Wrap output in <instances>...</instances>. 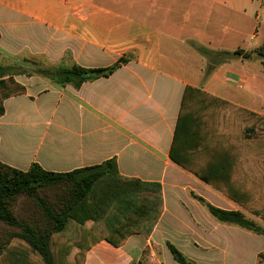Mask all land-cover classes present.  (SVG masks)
<instances>
[{"label": "crops", "instance_id": "1", "mask_svg": "<svg viewBox=\"0 0 264 264\" xmlns=\"http://www.w3.org/2000/svg\"><path fill=\"white\" fill-rule=\"evenodd\" d=\"M263 42L264 0H0V66L27 67L37 63L29 57L47 56L42 66L102 68L127 59L78 87L10 69L6 76L24 90L2 101L0 162L68 172L114 158L119 174L162 188L163 208L148 237L132 233L119 246L90 235L84 245L64 237L56 257L179 264L171 244L195 264H264V233L217 219L199 200L239 210L264 228L225 191L238 170L251 187L252 146L244 141L241 150L242 141L220 130L231 122L229 108L264 116V60L255 71L245 64L253 57L213 65L193 45L251 52ZM182 111L193 122L176 134ZM221 150L229 183L214 166Z\"/></svg>", "mask_w": 264, "mask_h": 264}, {"label": "trees", "instance_id": "2", "mask_svg": "<svg viewBox=\"0 0 264 264\" xmlns=\"http://www.w3.org/2000/svg\"><path fill=\"white\" fill-rule=\"evenodd\" d=\"M193 45L201 54L212 57L210 62L213 65L238 57L264 58V42L251 52H243L240 49L214 51L196 43ZM126 61L125 57H120L113 64L102 68H84L78 65L42 66L34 63L35 67L32 71L27 70L26 67H21L17 71H25L28 75H40L59 84L72 83L78 87L86 79L109 75ZM262 63L264 65V61ZM10 69L12 67L0 66V115L3 113V99L24 90L23 85L11 75L6 76L12 74L9 72ZM185 97L186 93L184 99ZM191 122H193L191 114L182 111L176 125V134ZM171 156L176 163L187 167L177 161L173 154ZM217 159L214 164L215 169L221 168V181L229 183L231 180L228 176L225 177L223 170L228 166L224 151L221 150ZM232 165L231 161L229 167L232 168ZM239 167L237 164L238 169ZM194 172L199 175L198 171ZM201 178L206 182L213 181L209 178ZM229 185L225 191L230 193L226 196L248 206L247 200L253 198L252 194L232 182ZM41 188L55 189L54 199L49 200L51 203L39 195ZM20 195L33 201L36 210L34 218L24 219L14 212L13 202ZM199 200L217 219L264 233V228L241 211L219 208L202 198ZM162 208L161 184L157 181H145L119 174L114 158L68 172L48 171L36 163H32L27 170H20L0 162V222L11 229L6 233L7 237L0 240V256L6 250L9 240L17 238L22 240L32 252L38 254L43 264H58L51 245L52 236L58 232H65L69 239L78 245L86 244L87 235H90L93 240L104 239L114 246H119L132 233L148 237ZM87 221H91V224L85 228L84 224ZM168 246L179 264H195L173 245L168 244Z\"/></svg>", "mask_w": 264, "mask_h": 264}, {"label": "rangeland", "instance_id": "3", "mask_svg": "<svg viewBox=\"0 0 264 264\" xmlns=\"http://www.w3.org/2000/svg\"><path fill=\"white\" fill-rule=\"evenodd\" d=\"M29 60H37L36 62L39 65H41L40 63L43 62H45L46 64L49 63V58L47 56H45L44 59L29 57ZM260 60H264V58L262 59L256 56L251 60H246V67L254 71L263 70ZM34 67L35 65H31L29 63L26 69L32 71ZM18 69L21 68L13 66L12 70L10 71H17ZM242 92H244V90H242L241 93ZM225 118L230 119L232 123L228 122V120L224 121L222 126L220 127L221 132H226L228 130L230 131L229 135L231 138L242 141L243 145L241 146V150H244V141L246 142L247 146L251 144L252 152L254 154V174L251 187H248V182L246 185L245 177L240 176L243 175V173L238 170L236 185L240 187V189L243 188L242 190H245V192H250L253 197L252 199L247 200L249 204L248 206H244L242 204L240 205L242 207H248L249 211H252L256 217H259L260 220L264 221V116L259 117L255 114L251 115L249 113H246V111L242 112L239 109L232 110L231 108H229L226 111ZM246 127H252V130H245ZM249 141L251 143H249ZM246 186L248 189H246ZM39 195L43 197L45 201L49 202V200L54 199L53 196L55 195V189L41 188L39 190ZM13 210L18 217L24 219L34 218L36 213L33 201L24 195H20L15 199V201L13 202ZM250 219L254 220L260 225H263V222H259L255 218ZM9 230L11 229L8 225L0 222V240H4L7 237L6 233H8ZM59 235H56V233L53 235L55 236L53 238L55 243L53 242V244H51L53 247V251L58 250L60 239L68 237L65 232L59 233ZM54 253L55 255H58L57 251ZM56 260L58 264L70 263L69 260L58 258V256ZM0 264H43V261L41 257L35 252H32L25 243L17 238H13L9 240L8 248L0 256ZM70 264L75 263L72 262Z\"/></svg>", "mask_w": 264, "mask_h": 264}]
</instances>
